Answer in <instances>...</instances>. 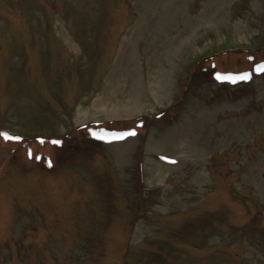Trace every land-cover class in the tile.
Returning a JSON list of instances; mask_svg holds the SVG:
<instances>
[{"label":"rangeland","instance_id":"374dc122","mask_svg":"<svg viewBox=\"0 0 264 264\" xmlns=\"http://www.w3.org/2000/svg\"><path fill=\"white\" fill-rule=\"evenodd\" d=\"M261 66L264 0H0V264H264Z\"/></svg>","mask_w":264,"mask_h":264},{"label":"snow or ice","instance_id":"6c2138e0","mask_svg":"<svg viewBox=\"0 0 264 264\" xmlns=\"http://www.w3.org/2000/svg\"><path fill=\"white\" fill-rule=\"evenodd\" d=\"M262 72H264V66H261V69H260ZM250 77L248 76V75H245V76H243V77H241V79H249ZM230 79H233L234 80V78H230ZM132 135H135V133H132ZM5 138L6 139H11V137H8L6 134H5Z\"/></svg>","mask_w":264,"mask_h":264}]
</instances>
